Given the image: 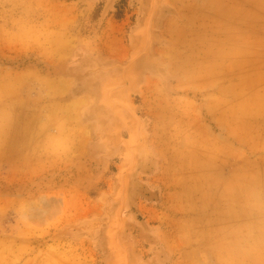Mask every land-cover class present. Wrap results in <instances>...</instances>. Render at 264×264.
Instances as JSON below:
<instances>
[{
    "label": "rangeland",
    "instance_id": "rangeland-1",
    "mask_svg": "<svg viewBox=\"0 0 264 264\" xmlns=\"http://www.w3.org/2000/svg\"><path fill=\"white\" fill-rule=\"evenodd\" d=\"M241 150L264 0H0V264H250L209 223Z\"/></svg>",
    "mask_w": 264,
    "mask_h": 264
},
{
    "label": "crops",
    "instance_id": "crops-1",
    "mask_svg": "<svg viewBox=\"0 0 264 264\" xmlns=\"http://www.w3.org/2000/svg\"><path fill=\"white\" fill-rule=\"evenodd\" d=\"M252 126L250 138L261 137L255 124ZM240 139L236 132V140ZM226 159L232 168L224 171L221 165V182L215 188L214 198L210 197V186L209 207L220 209H214V220L209 214V223L218 221L222 228L225 227L222 238L251 240L248 245L252 254L250 264H264V152L246 151L244 154L241 150L240 155L237 152Z\"/></svg>",
    "mask_w": 264,
    "mask_h": 264
}]
</instances>
